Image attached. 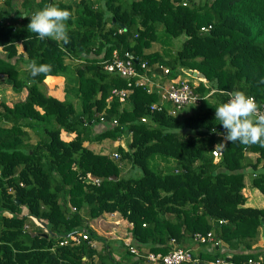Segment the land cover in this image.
I'll use <instances>...</instances> for the list:
<instances>
[{
  "label": "trees",
  "instance_id": "16d2710c",
  "mask_svg": "<svg viewBox=\"0 0 264 264\" xmlns=\"http://www.w3.org/2000/svg\"><path fill=\"white\" fill-rule=\"evenodd\" d=\"M181 1L21 0L17 10L12 0H4L10 9L0 6V73L17 96L0 98V264H121L109 240L88 224L103 211H117L129 223L141 253L136 256L124 245L129 258L136 256L129 264H149L144 252L193 246L190 240L195 260L181 264H215V259L251 264L247 259L258 254L264 264V249L253 246L264 207L243 205L241 192L248 167L249 183L264 195V147L225 142V130L215 120V108L229 92L242 91L264 103V0ZM47 4L72 13L66 21L68 43L40 40L27 29L32 12ZM15 15L22 21L12 22ZM202 25L209 27L200 30ZM180 34L184 39L172 56L146 50ZM17 42L25 58L17 53ZM113 48L127 50L137 62L165 63L171 74L194 70V76L201 74L195 88L202 94L214 90L189 105L192 112L185 115L149 111L157 95L142 86L131 84L119 101L111 89L126 87L127 80L99 63ZM65 56L76 60L65 62ZM33 60L52 66L47 75L64 77L78 110L72 101L46 93L47 75L29 76L25 66ZM100 114L104 128L86 131ZM143 115L146 121L139 119ZM27 129L38 134L34 142ZM61 130L74 135L64 140ZM123 132L130 139L125 148L115 146L116 159L83 143L116 139ZM213 146L220 149L216 160ZM246 151L256 153L254 160ZM122 160L133 172L120 173ZM21 205L26 214H20ZM28 216L43 219L48 232L31 234L24 227ZM80 229L86 238L58 244ZM206 231L211 239H194ZM93 240H100V249ZM221 242L229 252L218 248Z\"/></svg>",
  "mask_w": 264,
  "mask_h": 264
},
{
  "label": "built area",
  "instance_id": "2783aa9c",
  "mask_svg": "<svg viewBox=\"0 0 264 264\" xmlns=\"http://www.w3.org/2000/svg\"><path fill=\"white\" fill-rule=\"evenodd\" d=\"M181 3L184 4L185 1L182 0ZM208 27L209 25H202L199 28L200 30H206ZM121 29L122 28H118V32H120ZM99 63L103 69L116 72L127 80L126 87H113L111 89V93L115 95L119 101L124 100L126 95L131 91V84L132 86H142L147 92H154L157 95V99L148 104L149 111L162 110L165 111L166 114L176 115L182 107L197 104L202 97L207 96L214 90L210 89L208 92L202 94L195 88L201 75L197 74L198 76H194L189 74L186 77L184 76V73L171 74L170 68L167 65L159 62L148 65L145 60L137 62L135 57L127 50H123L122 53H120L118 49L113 48L111 49L109 56L99 60ZM230 93L232 92H229L226 96V102L229 99ZM258 105L261 106V113L264 114V103L261 102ZM98 119L99 121L103 120L102 114L99 115ZM139 119L141 121H146L144 115L140 116ZM111 123L115 124L116 120L112 118ZM211 130H213V128H211ZM210 152L213 160H216L220 155V149L217 146H213ZM111 154L115 157L118 156L116 152H112ZM71 208L74 209V206ZM219 221H222V219H219ZM261 225L264 227V220ZM86 237L84 229H80V232L77 235L67 234L58 241V244H65L68 241L76 243L79 239ZM206 238L211 239L210 231H206L204 235L198 233L194 235V239L198 241H203ZM127 248L136 256L141 254L134 245L128 244ZM143 256L149 264L158 262L161 264H181L185 261L188 262L195 260L189 247L180 246H173L165 253L151 251L144 252ZM261 260L262 256L261 254H258L255 258H248L247 262L251 264H259ZM223 262L224 261L221 259L214 260L215 264H221Z\"/></svg>",
  "mask_w": 264,
  "mask_h": 264
},
{
  "label": "crops",
  "instance_id": "0c3cea01",
  "mask_svg": "<svg viewBox=\"0 0 264 264\" xmlns=\"http://www.w3.org/2000/svg\"><path fill=\"white\" fill-rule=\"evenodd\" d=\"M14 4V8L17 10H21L22 6L20 5L21 0H12ZM0 6L3 7L4 10L10 9V6L5 5L4 0H0ZM34 12H32L33 14ZM31 14V15H32ZM11 15V14H9ZM12 17V16H11ZM10 18V16H9ZM9 20V19H8ZM12 22L14 21L16 24L21 22V18L18 17V15L12 17ZM157 43V42H156ZM154 42L151 43L150 47L146 50H152V49H157L156 45L160 47V44H156ZM17 53H19L20 58H25V52L19 42L15 43ZM158 50V49H157ZM72 60L73 62H71ZM76 59L70 58L69 56L64 57L65 62H71L74 63ZM18 65L20 68L24 67V64L22 62V59L17 60ZM150 74V73H149ZM46 77L48 79L46 80ZM44 79V85L43 89H45L46 93L55 96L59 99H67L72 101L74 108L77 107L76 110L79 109L80 104L78 102V99L72 95L71 93L67 92L65 90V85H64V77L62 75H47ZM5 74L0 73V82H4ZM11 88H6L5 92L8 94H12ZM15 93V92H14ZM15 96L17 94L15 93ZM3 98V97H0ZM8 98V97H4ZM77 103V104H75ZM92 132L99 131L101 128H104L105 124L101 121L96 122L94 125H90ZM60 135L64 140H69L73 137L74 133L72 131H60ZM121 136H124L126 141L130 139V134L129 133H120L116 139H120ZM108 139L110 138H102L101 140H84L83 143L90 149H92L95 152H100V153H106V154H111L114 149H111V151L106 150V146L108 143ZM124 139V141H125ZM30 140V139H29ZM113 140V139H110ZM115 140V139H114ZM113 140V141H114ZM121 140V139H120ZM31 141V140H30ZM118 145V144H117ZM121 145V144H119ZM246 155L250 157L252 160H254L256 153L252 151H246ZM115 159V158H114ZM121 164L119 165L120 167V173L123 175H126L127 171L130 168V164L126 160L120 161ZM249 176H250V170L248 167L245 168L244 175H243V186L241 188V192L244 195V202L243 205L247 206H254V207H264V195L254 186H251L249 183ZM20 214H26V207L21 206L20 207ZM26 224L27 229H30L31 234L37 232L39 234L41 232V226H48L47 223L40 220L39 218H35L32 216H28L27 219L24 222ZM42 223V224H41ZM88 224L100 235L104 236L106 239L109 240L110 242V248L112 250V254L115 259L119 260L121 264H129L130 258L131 260L136 258V256H132L129 258V256L126 254L124 250V245L131 244L133 245V241L131 238V234L129 231V223L124 220L121 215L117 211H112V212H106L103 211L99 215L92 217L88 220ZM40 231V232H39ZM256 241L253 243L254 248H259V249H264V227L260 225L258 227V234H257ZM93 245L97 248H101V243L100 240H93ZM192 242V241H191ZM224 243L221 242V245L218 246L220 250L224 249L229 252V249L226 247V245H223ZM189 246L190 249H194L196 246L191 243Z\"/></svg>",
  "mask_w": 264,
  "mask_h": 264
},
{
  "label": "clouds",
  "instance_id": "9594fccd",
  "mask_svg": "<svg viewBox=\"0 0 264 264\" xmlns=\"http://www.w3.org/2000/svg\"><path fill=\"white\" fill-rule=\"evenodd\" d=\"M71 15L72 13L67 9L47 4L31 15L27 29L36 34L40 40L50 38L66 44L69 42L66 21ZM25 71L34 79L49 74L52 66L37 64L33 60L25 66ZM215 120L219 121L225 130L223 136L225 142L264 147V114L261 113V106L254 97L247 96L242 91H233L229 94L227 102L220 103L215 108Z\"/></svg>",
  "mask_w": 264,
  "mask_h": 264
},
{
  "label": "rangeland",
  "instance_id": "374dc122",
  "mask_svg": "<svg viewBox=\"0 0 264 264\" xmlns=\"http://www.w3.org/2000/svg\"><path fill=\"white\" fill-rule=\"evenodd\" d=\"M94 2H95V4H97L98 2H99V0H94ZM184 39V35L183 34H180V35H178V36H175V37H169V38H167L166 40V42H157L158 44H160V47L159 46H157L156 45V47H157V49L158 50H161V51H163L165 54L164 55H166L165 57H169V56H172L173 54H174V52H175V50L177 49V48H179V46H180V44H181V42H182V40ZM154 43H156V41H154ZM156 43V44H157ZM0 51L3 53V50H2V48H1V46H0ZM2 53H0V55L2 54ZM71 62H73L72 60H70ZM164 65H167V64H165V63H163ZM185 73H187V72H185ZM189 74H184V76H188ZM194 79V78H193ZM1 81V80H0ZM43 87V86H42ZM6 88H10V86L7 84V83H3V82H0V97H8L9 99H13V98H15L16 96H15V93L14 92H12V91H10V92H12V94L13 95H11V94H8V92L6 93L5 92V90H6ZM7 98V99H8ZM64 99V98H63ZM75 104H77V103H75ZM194 105V104H193ZM76 109H77V107H75ZM190 112H192V109L191 108H189V106H184V107H182V109H181V112H180V114H182V115H185V114H187V113H190ZM94 124H96V122L94 123ZM94 124H92V125H94ZM91 127V126H90ZM90 127H87V129H86V131H89V132H92V130H91V128ZM29 132H28V139H30L31 141H29V142H34L37 138H38V134L37 133H35L34 131H32V130H30V129H27ZM39 135H42V132L41 133H39ZM26 139V137H24V140ZM121 139V140H120ZM120 139H113V140H110V139H108V143H107V146L105 147L106 148V150L107 151H111V149H114L115 150V146L117 145V144H121V146L123 147V148H125V146H126V139H125V137L124 136H121L120 137ZM124 139H125V141H124ZM256 156V155H255ZM113 159L115 158H118V156L117 157H112ZM138 169L137 168H135V173H138ZM131 172H133V170H131V168H129V170L127 171V173H126V175L127 174H129V173H131ZM22 207L24 206V205H21ZM41 220V219H40ZM42 221H43V219H42ZM45 222V221H44ZM46 223V222H45ZM42 224V223H41ZM24 227H26V224H24ZM41 232L39 233V234H42L43 232H48V228H47V226H41ZM192 242H191V240L189 241V244H191ZM91 244H93V242L91 241Z\"/></svg>",
  "mask_w": 264,
  "mask_h": 264
},
{
  "label": "water",
  "instance_id": "95a60500",
  "mask_svg": "<svg viewBox=\"0 0 264 264\" xmlns=\"http://www.w3.org/2000/svg\"><path fill=\"white\" fill-rule=\"evenodd\" d=\"M188 74H191V75H195L196 74V71H191V70H187L186 71ZM199 75H201L200 73H199ZM110 177H113V176H110ZM98 179H101V178H98ZM67 235V234H66Z\"/></svg>",
  "mask_w": 264,
  "mask_h": 264
}]
</instances>
